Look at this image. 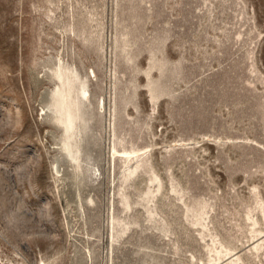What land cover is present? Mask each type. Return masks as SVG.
<instances>
[{
	"label": "rangeland",
	"instance_id": "obj_1",
	"mask_svg": "<svg viewBox=\"0 0 264 264\" xmlns=\"http://www.w3.org/2000/svg\"><path fill=\"white\" fill-rule=\"evenodd\" d=\"M0 264H264V0H0Z\"/></svg>",
	"mask_w": 264,
	"mask_h": 264
}]
</instances>
